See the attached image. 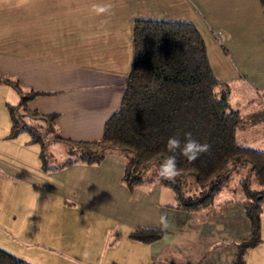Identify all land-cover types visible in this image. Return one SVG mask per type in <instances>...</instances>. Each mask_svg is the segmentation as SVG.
<instances>
[{
    "label": "crops",
    "instance_id": "0c3cea01",
    "mask_svg": "<svg viewBox=\"0 0 264 264\" xmlns=\"http://www.w3.org/2000/svg\"><path fill=\"white\" fill-rule=\"evenodd\" d=\"M96 6L109 11L97 14ZM137 16L193 21L215 74H248L264 92V0H0V73L18 77L24 91H38L27 104L57 112L55 133L98 137L120 101ZM0 116L7 140L0 147V246L9 251L31 245L38 264H161L157 258L171 244L180 262L227 264L231 242L248 234L242 202L237 216L223 217L207 212L212 205L184 210L161 203L144 180L129 188L121 178L125 156L113 149L96 162L44 169L39 144L29 134L17 139L20 132L7 137L8 109ZM88 211L114 223L98 229L100 219L93 218L84 226ZM161 217L168 227L159 226ZM138 225L162 232L150 242L130 237ZM260 237L246 264H264V207Z\"/></svg>",
    "mask_w": 264,
    "mask_h": 264
},
{
    "label": "trees",
    "instance_id": "16d2710c",
    "mask_svg": "<svg viewBox=\"0 0 264 264\" xmlns=\"http://www.w3.org/2000/svg\"><path fill=\"white\" fill-rule=\"evenodd\" d=\"M19 94L15 103L6 101L10 117L7 137L21 131L39 144L44 169L58 168L75 160H100L106 148H121L125 164L121 178L129 188L142 182V172L170 155L169 137L183 143L184 134L209 150L196 161L179 158L180 175L160 182L175 192V207L194 210L213 204L214 193L233 169L246 166L247 178L240 179L243 212L248 234L232 241L234 252L227 264H246L249 248L260 241V212L264 207V149L240 144L236 130L243 118L230 100L231 82L213 71L203 35L193 21L177 18L137 16L131 27V60L122 85L120 101L105 119L102 133L94 138H72L55 133L56 111H42L27 104L37 90L24 91L16 76L1 74L0 83ZM67 144V157L50 162L45 149L50 140ZM159 173V169H158ZM186 187V188H185ZM187 190H185V189ZM158 226L132 228L128 235L145 242L155 240ZM0 264H34L0 246ZM150 264H158L152 261Z\"/></svg>",
    "mask_w": 264,
    "mask_h": 264
},
{
    "label": "rangeland",
    "instance_id": "374dc122",
    "mask_svg": "<svg viewBox=\"0 0 264 264\" xmlns=\"http://www.w3.org/2000/svg\"><path fill=\"white\" fill-rule=\"evenodd\" d=\"M239 73L241 72L240 66L238 67ZM231 82V92H230V100L233 106L238 107L240 109L243 124L242 126L238 127L236 130V140L240 144L256 146L264 149V92L262 91L261 86H257L254 79L250 75H240L234 79H229ZM19 96L15 89L7 84V83H0V109H3L4 113L7 112V107L5 102L9 101L12 103L17 102ZM118 102V101H117ZM115 102V107L118 106V103ZM9 119V118H8ZM3 126L2 117L0 116V128ZM6 126V125H5ZM3 127L1 130H6ZM28 133L26 131H22L18 134V138L22 140L23 138H27ZM5 138L0 137V147H5ZM38 147V143L35 144ZM47 151V156L50 162H57L65 159L68 155L67 153V144L63 140H50L46 143L45 147ZM111 149L116 150L118 153H121L125 156L124 151L121 148H106L105 151L108 152ZM28 154L27 152L24 155ZM30 155V154H28ZM144 176V183L148 188H152L156 193L157 200L161 203H176V199L174 198V192L169 185L163 184L160 182L158 178V168L156 164L151 163L144 171L142 172ZM248 171L247 167H239L237 169H233L228 177L224 179L220 185V188L214 193L213 196V204L211 208L207 209L209 214H217L223 217L227 216L228 214L237 216L240 210V203L242 199V192H241V182L240 179L247 178ZM186 188V187H185ZM184 188V189H185ZM187 190V189H185ZM225 203V204H224ZM165 206H168L165 204ZM226 206H231L230 211L226 208ZM206 210H199L195 212L197 214H206ZM197 214H193L196 216ZM88 217H85L83 220L84 226L86 223H92L93 218H97V228H101V224H113L114 219L108 218V216L100 215L96 217L94 212L88 211ZM99 223V224H98ZM120 228H123L121 225ZM0 228V238L3 235L1 233ZM2 234V235H1ZM4 236V235H3ZM12 250H18L14 242L8 243ZM18 253H13L19 255L27 259L28 261L38 264L32 256L33 253L31 251V245L20 246ZM6 249V248H5ZM12 252V251H11ZM179 253L175 249L174 246L171 244H167L164 247L159 255L158 260H161V264H189L180 262L177 258ZM180 257V254H179ZM40 264V263H39Z\"/></svg>",
    "mask_w": 264,
    "mask_h": 264
},
{
    "label": "clouds",
    "instance_id": "9594fccd",
    "mask_svg": "<svg viewBox=\"0 0 264 264\" xmlns=\"http://www.w3.org/2000/svg\"><path fill=\"white\" fill-rule=\"evenodd\" d=\"M95 11L97 14H103L109 11V6H96ZM184 136L183 143L177 137L168 138L166 148L170 155L163 158L158 165V174L161 178L174 182L180 175L178 167L180 157H183L188 163H192L209 150L210 146L208 144L201 143L194 139L190 132L185 133ZM161 206L164 207L165 205L162 204ZM34 211L35 205H33V212ZM159 226L161 228L168 227L164 217H161Z\"/></svg>",
    "mask_w": 264,
    "mask_h": 264
}]
</instances>
